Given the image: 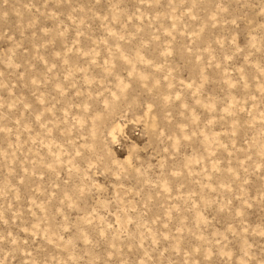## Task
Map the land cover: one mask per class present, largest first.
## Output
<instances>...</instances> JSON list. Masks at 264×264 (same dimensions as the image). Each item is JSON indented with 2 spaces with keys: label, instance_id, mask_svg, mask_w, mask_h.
Returning <instances> with one entry per match:
<instances>
[{
  "label": "rangeland",
  "instance_id": "374dc122",
  "mask_svg": "<svg viewBox=\"0 0 264 264\" xmlns=\"http://www.w3.org/2000/svg\"><path fill=\"white\" fill-rule=\"evenodd\" d=\"M0 264H264V0H0Z\"/></svg>",
  "mask_w": 264,
  "mask_h": 264
},
{
  "label": "bare ground",
  "instance_id": "6f19581e",
  "mask_svg": "<svg viewBox=\"0 0 264 264\" xmlns=\"http://www.w3.org/2000/svg\"><path fill=\"white\" fill-rule=\"evenodd\" d=\"M119 128V126H117L116 127V129H118ZM115 129V128H114ZM114 129L110 132V137H111V139H114L115 137H114Z\"/></svg>",
  "mask_w": 264,
  "mask_h": 264
}]
</instances>
